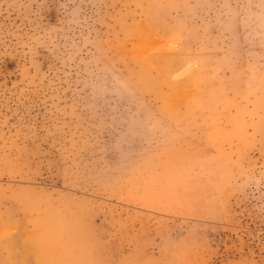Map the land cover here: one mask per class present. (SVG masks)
<instances>
[{"label": "rangeland", "instance_id": "1", "mask_svg": "<svg viewBox=\"0 0 264 264\" xmlns=\"http://www.w3.org/2000/svg\"><path fill=\"white\" fill-rule=\"evenodd\" d=\"M0 264H264V0H0Z\"/></svg>", "mask_w": 264, "mask_h": 264}]
</instances>
